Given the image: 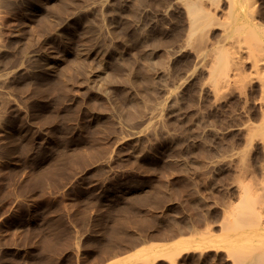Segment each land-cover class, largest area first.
I'll return each instance as SVG.
<instances>
[{
    "label": "rangeland",
    "instance_id": "374dc122",
    "mask_svg": "<svg viewBox=\"0 0 264 264\" xmlns=\"http://www.w3.org/2000/svg\"><path fill=\"white\" fill-rule=\"evenodd\" d=\"M192 1L201 44L185 0H0V264H239L264 235L263 195L228 217L264 183V0Z\"/></svg>",
    "mask_w": 264,
    "mask_h": 264
},
{
    "label": "bare ground",
    "instance_id": "6f19581e",
    "mask_svg": "<svg viewBox=\"0 0 264 264\" xmlns=\"http://www.w3.org/2000/svg\"><path fill=\"white\" fill-rule=\"evenodd\" d=\"M235 1L236 0H232V4H234L235 3ZM185 4H186V6H187V8H188V16H189V26H190V29H189V33H188V35L190 36L189 38H191V36H195V34H196V32L197 31H199V30H203L204 28V25L205 24H208V21H210V16L207 14V13H205L202 9H201V7H200V5H198L197 3H195V2H193L192 0H185ZM187 11V10H186ZM204 31V30H203ZM201 32V34L202 33H204V32ZM198 33H200V32H197V34ZM196 34V35H197ZM203 35V34H202ZM204 36V35H203ZM256 37H257V35H255ZM202 37V36H201ZM255 37V38H256ZM197 38H200V35H199V37H198V35L196 36V39L194 38V37H192V39L194 40H192L193 42H195V40H197ZM199 40V41H198ZM197 40V42H201L200 41V39H198ZM201 40H204V39H202L201 38ZM196 42V43H197ZM196 43H194L195 45H196ZM193 44V43H192ZM201 44V43H200ZM199 46V45H198ZM203 47V46H202ZM201 47V48H202ZM195 49V48H194ZM196 52H198V51H196ZM203 52V51H202ZM199 53H201V52H199ZM197 54V53H196ZM200 55H202V53L200 54ZM204 55V54H203ZM202 57V56H201ZM58 73V72H57ZM61 73V72H60ZM59 73V74H60ZM62 74V73H61ZM60 74V75H61ZM59 76V75H58ZM102 130V129H101ZM104 130V129H103ZM244 181H242V183H241V181H240V183H239V185H238V189H240L239 187L241 186V185H243L244 183H243ZM250 187L253 183H250L249 184V182H245V187H244V185L243 186H241V196H240V199H239V201H241L242 199H249L250 198V201H252V198H253V200L256 202L257 200V202H259L260 201V198H259V196L258 195H260V197L263 195L264 196V193H263V189H264V183H262L261 182V184H259L258 183V185H260V186H262V192L260 191V189H259V191H258V188H260V187H258L257 188V186L258 185H256V188L254 189V188H252V193H253V195H251L250 193H249V191H248V186ZM254 185V184H253ZM247 186V187H246ZM242 187H244V188H242ZM252 187V186H251ZM254 187V186H253ZM246 188V189H245ZM251 189V188H250ZM249 189V190H250ZM254 190V191H253ZM255 190H257L256 192H258L257 194L256 193H254L255 192ZM245 191V192H244ZM250 191V192H251ZM239 192V193H240ZM259 192H261V193H263V194H261V193H259ZM242 193H243V195H242ZM245 193V194H244ZM248 193H249V195H248ZM254 194H256V196H258V198L259 199H256V198H254L255 197V195ZM251 195V196H250ZM245 196H249L248 198H243V197H245ZM253 196V197H252ZM262 196V197H263ZM252 197V198H251ZM256 199V200H255ZM262 200H264V197H263V199L261 198V201L259 202V204H261L260 206H262L263 208H264V202H263V204L261 203L262 202ZM238 201V202H239ZM242 201H245V200H242ZM242 201H241V203H242ZM248 202H245V204L243 203V205L241 204V203H238L237 205H235L234 206V208H233V213L231 212V214H229V216H228V214H227V216L228 217H230V221H231V226L232 227H234V226H236V224H238V222H240V220L241 219H244L246 216L247 217H249L250 218V215H253V211H252V204L250 205V203H253V202H250L249 203V200H247ZM249 204V206H248V208H246V206ZM240 205H242L241 206V208H239V206ZM245 205V206H244ZM238 207V209H236V208ZM244 207V208H243ZM251 207V208H250ZM262 207H261V209H262ZM244 209H246V210H244ZM236 210V211H235ZM247 210H249L248 212H246ZM250 210H251V212H250ZM262 210H264V209H262ZM235 211V212H234ZM249 212H250V215H249ZM264 212V211H263ZM262 212V213H263ZM228 213H230V212H228ZM252 213V214H251ZM248 214V215H247ZM264 214V213H263ZM246 217V218H247ZM255 216L253 215V218H254ZM252 218V217H251ZM250 218V219H251ZM229 219V218H228ZM234 225H233V224ZM258 225V224H257ZM262 226V225H261ZM264 228V227H263ZM256 230V229H255ZM260 231V230H259ZM244 234V233H243ZM242 233L240 234V236H238L237 238H236V242L238 243L237 244V246H240V243H241V245H244L243 247L244 248H246V249H249V250H244L245 251V253H243L244 251L242 250V248H239L240 250L239 251H242L239 255V258H238V262H239V264H264V235H259V234H253V235H251V234H249V235H243ZM235 235V234H234ZM203 239L204 238H188V239H182V240H180V241H178L177 243H175V244H173V245H171V246H167V247H163V251L162 252H160L159 253V250H157L155 253L153 252V249H152V247H148V248H142V249H138V250H136V251H134L133 253H131L130 255H127L126 257H123V258H121V259H118L117 261H112V262H110V263H108V264H135V263H137V262H144V263H147V264H153L157 259H159V258H167V259H169V260H171L172 261V263L174 264L175 263V255L172 253V252H169L168 250L169 249H171V248H175L176 249V254H181V253H183V252H190V251H197V250H203V249H205V248H207V247H217V245H215V244H213V243H211L210 245H208L207 247L206 246H203ZM226 242L228 243V245H230V246H232L233 244H235L234 242V240H231V238L229 239V238H226ZM252 246V247H251ZM232 247H234L233 249H235V247L236 246H232ZM231 247V248H232ZM230 248V249H231ZM233 249H231V250H233ZM237 250V249H236ZM252 252H251V251ZM248 251V252H247ZM243 254V255H242ZM241 258V259H240Z\"/></svg>",
    "mask_w": 264,
    "mask_h": 264
}]
</instances>
